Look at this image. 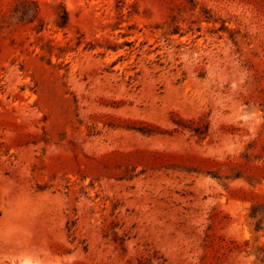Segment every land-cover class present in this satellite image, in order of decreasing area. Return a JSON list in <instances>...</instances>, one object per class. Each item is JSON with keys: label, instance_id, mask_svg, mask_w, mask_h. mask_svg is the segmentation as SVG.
Listing matches in <instances>:
<instances>
[{"label": "rangeland", "instance_id": "rangeland-1", "mask_svg": "<svg viewBox=\"0 0 264 264\" xmlns=\"http://www.w3.org/2000/svg\"><path fill=\"white\" fill-rule=\"evenodd\" d=\"M35 1L0 0V264H264V0Z\"/></svg>", "mask_w": 264, "mask_h": 264}, {"label": "trees", "instance_id": "trees-1", "mask_svg": "<svg viewBox=\"0 0 264 264\" xmlns=\"http://www.w3.org/2000/svg\"><path fill=\"white\" fill-rule=\"evenodd\" d=\"M24 1H31V2H33V3H36V1L35 0H24ZM36 16L38 15V14H35ZM31 20H33V19H31ZM60 25H61V23H59Z\"/></svg>", "mask_w": 264, "mask_h": 264}]
</instances>
